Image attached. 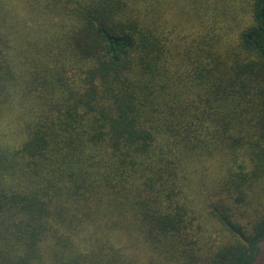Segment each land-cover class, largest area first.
<instances>
[{
  "label": "trees",
  "instance_id": "trees-1",
  "mask_svg": "<svg viewBox=\"0 0 264 264\" xmlns=\"http://www.w3.org/2000/svg\"><path fill=\"white\" fill-rule=\"evenodd\" d=\"M264 0H0V264H258Z\"/></svg>",
  "mask_w": 264,
  "mask_h": 264
},
{
  "label": "rangeland",
  "instance_id": "rangeland-1",
  "mask_svg": "<svg viewBox=\"0 0 264 264\" xmlns=\"http://www.w3.org/2000/svg\"><path fill=\"white\" fill-rule=\"evenodd\" d=\"M258 264H264V245H263V249H262V255H261V258H260V261Z\"/></svg>",
  "mask_w": 264,
  "mask_h": 264
}]
</instances>
